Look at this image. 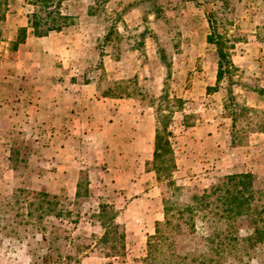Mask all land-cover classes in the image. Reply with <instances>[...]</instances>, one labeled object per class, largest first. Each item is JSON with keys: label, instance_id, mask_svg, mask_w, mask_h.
I'll return each mask as SVG.
<instances>
[{"label": "rangeland", "instance_id": "rangeland-1", "mask_svg": "<svg viewBox=\"0 0 264 264\" xmlns=\"http://www.w3.org/2000/svg\"><path fill=\"white\" fill-rule=\"evenodd\" d=\"M29 1L7 0L2 23L0 202H10L18 190H27L56 196L58 209L71 211L65 220L55 214L46 216L52 243L48 264H180L189 252L207 251V231L199 224L196 233L186 230L176 236L174 249L159 252L148 261L149 237L155 235L156 224L165 220L163 198L169 195L170 181L201 193L226 175L248 170L264 190V149L255 148L264 141V95L249 90L264 89V43L258 40L259 32H264V0L231 2L230 35L245 39L231 52L238 68L232 84L236 100L231 108L227 107V80L218 91H209L217 83L218 63L215 46L207 42L208 15L219 10L218 0H129L117 8L108 6V0H59L62 12L71 18L70 29L79 22L77 13L82 10L95 13L100 27L83 44L85 50L67 56L70 59L64 69L62 53L48 52L47 62L38 51L21 57L20 45L14 48L21 29L27 30L28 38L29 16L34 10ZM136 8V17L127 23L125 16ZM90 45L97 50L88 52L85 47ZM54 55L60 60L50 66ZM110 60H116V65ZM49 73L61 79L62 75H79L82 82L97 84L94 91L100 98L91 114L87 145L79 140L81 133L75 132L72 146L62 151L55 147L61 136L48 131L46 140L55 144L46 148L40 143L38 127L21 125L24 114L32 115L28 104L33 102L20 96H36L37 78ZM119 100L127 115L123 124L118 123L123 118L116 107ZM21 101L24 103L16 105ZM105 108L115 113L102 118L100 111ZM238 108L250 110L240 118L239 138L232 145L230 113ZM172 110L168 140L173 155L167 166L170 171L160 178L153 159L158 112L165 111L162 118L169 120ZM245 118L253 124H247ZM251 127L259 132H247ZM158 167L161 172L166 169V165ZM81 182L82 196L77 198ZM102 202L119 212L125 250L120 242L100 243L105 234L103 223H108L98 215ZM251 233L249 224H242L237 235L243 238ZM26 242L15 243L0 234V264H44L39 255L46 251L32 250ZM241 249L222 264H264V247ZM51 257L57 262H51Z\"/></svg>", "mask_w": 264, "mask_h": 264}, {"label": "trees", "instance_id": "trees-1", "mask_svg": "<svg viewBox=\"0 0 264 264\" xmlns=\"http://www.w3.org/2000/svg\"><path fill=\"white\" fill-rule=\"evenodd\" d=\"M218 1L219 10L208 15L210 32L207 36V42L215 46L218 63L217 83L209 91H218L220 85L227 80L229 82L227 107L231 108L236 100L232 84L234 83V76L238 72V68L233 63L231 52L238 42L245 39L230 35V27L233 24L229 19L232 0ZM61 2L59 0L29 1L34 10L29 16L28 22L35 37L44 38L51 33L61 32L71 26V18L62 12ZM7 12V0H0V44L4 40L2 23L6 20ZM26 35L27 30L21 29L18 41L14 44L15 49L24 42ZM261 35L264 36V32H259L258 40L264 43V37ZM249 90L264 95V89L252 88ZM248 110L250 109L238 108L230 113L232 145L237 144L239 138L237 137L239 133L237 125L240 118ZM162 112H158L154 152V170L160 178H162V173L170 171L167 166L170 164L169 158L173 155L171 142L168 140V132L174 113L173 110L170 111L167 115L169 120H167L162 118L165 111ZM245 120L248 124L247 118ZM249 124L252 125L253 123L250 121ZM247 132L256 133L259 131L251 127L247 129ZM172 164L174 166L175 162L172 161ZM159 165H166L165 171L161 172ZM167 176L170 177V175ZM256 181V176L250 172L230 174L201 193L192 192L184 186H178L175 181H170L169 195L163 198L165 220L156 224L155 235L149 237L148 261L153 260V257L159 252L166 254L165 250L174 249L176 236L182 235L186 230L190 234L196 233L199 224L207 231L204 238L207 251L189 252L182 257L180 264H222L232 253L242 250L241 248L264 247V190L258 188ZM83 186L82 182L78 183L77 198L82 196ZM85 186L89 191L91 186L89 180L86 181ZM55 200L56 196H51L48 193L18 190L12 197V201L0 202V234L5 235L10 240H15V243L27 241L26 245L31 246L32 250L46 251L48 256L42 255L41 257L39 255V259H42L44 264H48L49 253L52 249V243L48 237L49 227L46 224V216L55 214L56 217L65 220L72 215L67 208L60 207L58 209L60 203L55 202ZM98 215L100 219L108 220V223H106L107 221L103 223L105 224V234L100 243L120 242L123 245V250H125L126 234L125 231H120L121 226L117 222L119 212L113 205L102 202L99 205ZM242 224H249L252 233L239 238L237 232ZM39 235L43 237L38 239ZM59 259L62 260V258ZM50 260L57 262L52 257Z\"/></svg>", "mask_w": 264, "mask_h": 264}, {"label": "crops", "instance_id": "crops-1", "mask_svg": "<svg viewBox=\"0 0 264 264\" xmlns=\"http://www.w3.org/2000/svg\"><path fill=\"white\" fill-rule=\"evenodd\" d=\"M128 2L129 0H108V6L113 5L117 8V6H124ZM137 11L138 8L129 12L125 16V20L127 23H130V21H132L136 17ZM77 16L79 22L76 24V26H73L71 29L66 28L61 32L51 33L49 36L44 38L35 37L32 33V29L30 28L28 30V38L26 37L24 42L19 44L20 46L18 48V52H20L21 57H28L30 55L32 56V54H35L36 51H38V54H44V56L47 58V62H49L48 57L50 53L48 52H59L63 54L62 60H65L64 67L63 65L61 67L63 69L66 68L65 66H68V61L70 59L67 56L69 54L71 56L72 54H74V56H77L78 53L85 50L83 49V44L88 40L91 41L93 36H95V34L100 31V27L98 26V24H96V16L94 13H90L88 12V10H82V12L77 13ZM85 48L88 49L87 51L91 53L97 50L93 45ZM110 57L111 56H109V59ZM58 60H60V58L54 55L53 63L48 64L51 66L52 64H56ZM110 62L114 63L115 65L117 63L116 60L115 62L110 60ZM74 67L77 68V65H75ZM62 76L65 77H62L61 79L58 76H53L52 73H49L45 77H39L37 78V80L35 79L38 86L37 95L28 98L26 95H24L22 97L20 96V98H22L21 100L26 99L27 102H33V104L27 103L31 107L32 115L27 116V114H24L22 116V120H25L26 118V124H23V122H21V125H34L38 127V130L41 133L40 143L45 145L46 148H48L49 146L51 147V145L53 146L55 144H52L51 142H49V140H46V133H48V131H55L61 136L59 139L55 140V147L60 149L62 148L63 151V149L72 146L70 144V141L74 140L75 136L73 134L75 132L81 133L79 135V140L81 141L82 139V144L87 145L86 141L88 140L87 138H89L88 134L91 128L90 126L93 123L91 114L94 110L96 102H99L98 98H100V96L96 91H94L96 83L93 80L85 83L81 81L79 75L72 74L70 75V77L67 75ZM105 100H107V98H103L102 101ZM21 103L24 102H17L16 105H19ZM120 104L121 100H119L116 107L118 108L119 113L123 114V118H118V123L122 121V123L120 124H123V122L127 120V115L124 114V103L122 104V106ZM113 111L115 113V110ZM100 112L102 113V118L105 117V115L109 116L112 114L111 109L109 108H105ZM14 118L11 119V121H14ZM251 145L254 144L252 143ZM255 148L261 150L264 149V141L258 142ZM243 172H248V170L236 171V173Z\"/></svg>", "mask_w": 264, "mask_h": 264}]
</instances>
